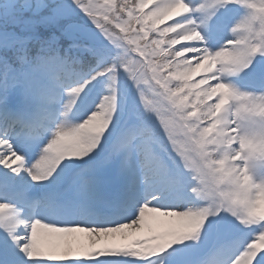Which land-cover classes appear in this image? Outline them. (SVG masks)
I'll list each match as a JSON object with an SVG mask.
<instances>
[{
	"label": "snow or ice",
	"instance_id": "obj_1",
	"mask_svg": "<svg viewBox=\"0 0 264 264\" xmlns=\"http://www.w3.org/2000/svg\"><path fill=\"white\" fill-rule=\"evenodd\" d=\"M0 264H264V0H0Z\"/></svg>",
	"mask_w": 264,
	"mask_h": 264
}]
</instances>
